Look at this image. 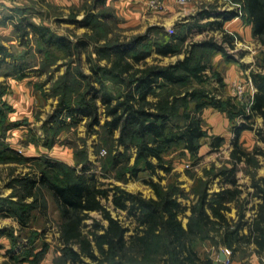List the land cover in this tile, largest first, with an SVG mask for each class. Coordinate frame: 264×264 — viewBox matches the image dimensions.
Masks as SVG:
<instances>
[{"label":"trees","instance_id":"1","mask_svg":"<svg viewBox=\"0 0 264 264\" xmlns=\"http://www.w3.org/2000/svg\"><path fill=\"white\" fill-rule=\"evenodd\" d=\"M97 1L99 6L105 2ZM241 3L245 9L244 15L253 24L255 38L264 44V0H242ZM29 10L20 5L6 6L3 10L0 27L11 23L18 42L31 50L17 54L14 46L8 45L0 32V73L23 79L31 76L32 72L44 73L45 61L73 53H78L81 60V54L87 52L90 63V72H85L81 63H77L78 59H73L58 80L65 92L55 112L44 123L47 133L44 137L38 132L31 133L37 139L30 142L43 140L41 144L51 147L61 129L70 125L69 119L73 122L86 119L88 131L95 132V127L100 126L114 143L107 155L99 157L102 160L101 174L95 171L97 163L90 158L87 146L76 152L75 164L46 155H24L8 140L10 130L23 123L10 117L14 108L3 99L9 92V86L6 81L0 82V163L31 162L36 168L14 178L11 185L21 188L23 192L19 194V199L0 196V215L18 220L24 230L30 225L32 211L41 206L38 200L43 190H47L60 210V264H224L211 255H200L196 244L201 239H210L232 249L241 242H252L262 253L264 175L258 178L254 175V193L242 197L244 190L233 177L235 166L224 167L221 174L225 175L231 186L212 193L207 181H200L201 187L193 191L195 197L190 204L180 199L186 193L177 185L164 189L153 179L147 180L157 195L148 198L142 192H132L120 184L104 180L114 172L118 179L127 182L131 178H138L142 171L154 174L159 169L170 170L164 154L173 147L180 146L197 158L201 140L207 134L198 112L208 105L224 111L231 122L234 116H245V121L234 127L237 139L232 151L233 160H245L256 167L259 165L256 153H262L263 149L257 147L253 152L246 151L240 146L238 138L241 132L255 129L264 141V124L255 128L254 123L250 122L256 116L264 118V71H251V79L257 90L249 109L213 96L205 89L196 88L185 93L162 92L164 88L186 85L192 81L206 82L212 75L224 85L221 73L214 70L210 59H205L206 53L222 52L227 58L235 59L227 49V43L234 47V36L225 31L224 23L239 12L225 10L206 24L200 20L210 17L211 11L200 13L194 18L197 19L195 23H190L189 30L193 32L195 27L200 31L218 28L224 32L223 40L212 36L191 41L184 58L163 65L150 63L147 59L153 52L162 57L181 53L182 43L186 42L189 32L171 33L155 24L144 34L98 45L87 37L72 39L50 25L36 22ZM106 20L117 23L118 16L110 12H89L82 19H72L80 26L89 28L84 36L89 34L90 29H101ZM33 45L36 46L35 50ZM94 51L99 59L110 60V64H99L93 57ZM29 52L33 56H42L43 64L41 62L37 67V63L28 60L26 56ZM110 80L118 88L109 86ZM116 88L119 89L117 92ZM151 95L154 97L151 98ZM191 101L195 102L193 110L190 109ZM103 116L105 121L102 123ZM224 141L225 136L214 135L210 146L220 149ZM133 154H136V159L132 164ZM250 195L258 196L261 201L256 205L255 212L247 217ZM28 196H33V201L29 202ZM232 203H236L238 209L237 220L228 215ZM110 207L127 212L128 219L134 223L132 233L129 234L130 226L114 216ZM187 210H190V214L185 226L180 215ZM94 211L99 212L100 216L92 215ZM88 219L92 221L88 222ZM215 233L220 234V239L216 238ZM3 236L11 239V245L4 253L10 259L24 263L34 255V262L38 264L43 257L44 249L35 251L34 244L20 242L21 233L16 234L14 228L0 227V238ZM30 239L34 242V239ZM4 247V244H0V251Z\"/></svg>","mask_w":264,"mask_h":264},{"label":"rangeland","instance_id":"2","mask_svg":"<svg viewBox=\"0 0 264 264\" xmlns=\"http://www.w3.org/2000/svg\"><path fill=\"white\" fill-rule=\"evenodd\" d=\"M163 1V0H162ZM183 8L188 9V15L179 18L173 23L157 24L163 26L166 30L172 32H179L187 35L186 42L182 43V52L173 56H158L156 52H153L148 57L150 63L169 64L177 61L180 58H184L187 53L188 44L191 41L201 40L205 38L216 37L220 41L223 40L224 32L218 28L206 30H198L197 27L193 28V32L189 30L190 23H195L194 18L203 11H211V13H222L225 10H237V15H244L245 9L242 6V0H213L212 2H203L198 4V8L193 10L191 7V1L181 2L178 0ZM3 7L20 5L30 8L32 18L39 23H45L50 25L59 33L69 35L72 39H79L80 37H87L92 39L91 41L102 45L106 41L112 40H127L135 35L144 34L147 32L151 25L136 24L134 26H127L126 20L123 18L119 10L113 4V0H105L102 6H99L97 0H2ZM164 3V1H163ZM97 4V5H95ZM165 7V4H164ZM89 12H110L118 16V21L113 22L106 20L101 29H90L89 34H85L88 31V27L80 26L78 23L73 22L74 17L78 19L84 18ZM116 13V14H115ZM214 18H202L201 23L206 24L208 21ZM222 19V18H220ZM248 21V19H245ZM225 24V23H224ZM155 25V24H154ZM225 29V27H224ZM225 31H227L225 29ZM191 32V33H190ZM234 47H231L227 43L228 52L235 56V59L227 58L222 52L206 53L205 59H210L213 64L214 70L221 73L224 78V85H221L217 77L212 75L206 82L192 81L186 85H177L170 88L162 89L163 93L175 92L185 93L192 89H205L210 92L211 95L217 96L225 101H231V103L238 105V107H245L249 109L252 102V96L256 92L255 87L251 79V71H264V44L259 39L254 44L251 41L244 40V36L239 34H233ZM35 43V41H34ZM14 46V45H13ZM33 50L36 46H32ZM17 54H23L27 49H30L27 45H22L16 39V44L13 48ZM31 50V49H30ZM29 55L26 58L34 63H37V67L42 62V56ZM78 53L71 55H65L64 57H54L50 61H45L46 69L44 73L32 72L33 80L30 82L29 88L34 94L35 105L34 109H29V112L22 114L23 123L21 127L11 130L8 134V140L12 145L19 149L24 155L28 156H41L46 155L50 157H56L69 164H75V154L81 150L84 146H87L90 158L97 163L95 171L101 174L102 160L100 156L107 155V151L113 146V139L107 137L103 129L100 126H96L95 132L88 131L87 120L82 119L78 122H73L69 119L68 126H65L57 135V141L53 145L44 146L39 143L30 142L32 139H37L35 136H31L34 132H38L43 137L47 133L44 129V123L55 112L58 106L61 96L64 94L65 89L59 83V78L67 71L69 65H71L73 59H78ZM94 59L99 61V64H110V60L107 58L99 59V55L94 51ZM78 59V64L81 63V67L85 72H90V63L88 61L87 52H83ZM43 64V62H42ZM240 67V68H237ZM243 69L246 75L235 77L233 72L235 69ZM246 78H245V77ZM244 77V78H243ZM250 79L254 88H249ZM250 84V85H251ZM108 85L111 87H117L111 80L108 81ZM118 88V87H117ZM115 89V92L119 89ZM154 97L153 95L150 96ZM101 105V101L99 100ZM195 102L191 101L190 109L193 110ZM103 109V107H101ZM100 109V110H101ZM208 109V110H206ZM240 109V108H236ZM211 111L208 113L207 111ZM224 112L212 105H208L203 110H200L198 114L203 119V126L206 129V136L201 140L202 146L199 151V156L193 157L188 152L182 150V147H173L164 154L166 165L170 167V170L159 169L158 173H151L149 171H142L138 178H131L127 182L122 179H118L115 175L110 174L104 180L107 182H114L120 184L132 192H142L145 197H156L154 189L151 187L147 180L153 179L160 183L162 188L167 189L171 185H177L183 189L186 193L185 196H181L180 199L183 203L190 204L195 197L194 190L201 187V182L207 181L209 185V191L215 192L221 190L223 187L231 186L227 181L225 175L221 174V170L224 167L235 166L233 177H235L238 183L243 188L244 192L242 197H246L249 193H254V187L252 186V177L255 175L257 178L264 175V141L259 137L255 129L245 130L241 132L238 142L240 146L246 151H255L256 148H262V153H256L259 161V165L256 167L247 163L245 160H239L234 162L232 151L235 149L236 133L234 127L243 121L245 116H234L231 126L223 131L225 141L220 149H212L210 144L213 140V136L217 135L220 131L217 119L214 113ZM238 113V112H237ZM212 115V116H211ZM105 121V117H102V123ZM183 121V120H182ZM254 123L255 128H259L264 124V118L256 116L250 120ZM33 129V130H32ZM32 133V134H31ZM118 134V133H117ZM29 141V143H26ZM136 154L132 155L131 163L133 164L136 159ZM234 163V164H233ZM33 163H17V162H1L0 163V196H13V198L19 199V194H23L21 188H15L13 180L17 176L28 173L35 166ZM202 179V180H201ZM201 181V182H200ZM200 182V183H199ZM12 184V185H11ZM15 185V184H14ZM16 185H20L16 183ZM21 186V185H20ZM39 192V191H38ZM33 196H28L29 202L33 201ZM250 202L247 204V217H250L254 212L256 205L261 199L253 195L249 196ZM41 204L40 207L35 208L32 211V219L30 225L24 230L21 229V225L18 220L13 217H4L0 215V227L1 228H14L16 234L21 233V241L25 244H34L36 249L43 250L44 254L38 264H60V257L62 254L61 241L59 239L60 232L59 220L60 210L57 207L53 197L47 190H43L42 196L38 200ZM232 209L228 212L229 217L238 219V209L236 203L231 204ZM113 215L124 220L131 230L129 234L133 232L134 223L127 217V212L123 210H115L112 207ZM190 214V210H187L185 214H181L183 224L186 226L188 222L187 215ZM94 216H100L99 212H92ZM128 219V220H127ZM92 219H88L91 222ZM246 232V229L244 230ZM216 238L220 239V234L215 233ZM29 238L34 239V242ZM47 243V245H46ZM0 244H4L5 247L0 251V264H36L34 261V255L30 256L27 262L21 263L10 259L9 255L4 254L7 247L11 245V239L7 236L0 238ZM23 247V245H21ZM196 249L201 256L211 255L217 261H222L224 264H233L234 258L248 259L252 254H257L264 259V251L258 252L255 243L241 242L237 248L232 249L221 243H215L210 239H201L196 244ZM224 251L228 257L225 261L220 259V253ZM24 255V254H23ZM26 255V254H25ZM23 257V256H22Z\"/></svg>","mask_w":264,"mask_h":264},{"label":"crops","instance_id":"3","mask_svg":"<svg viewBox=\"0 0 264 264\" xmlns=\"http://www.w3.org/2000/svg\"><path fill=\"white\" fill-rule=\"evenodd\" d=\"M114 5L117 10H119L123 18L127 21L126 25L134 26L136 24H145V25H154V24H166L173 23L179 18H182L188 15L187 10L183 8L182 4L178 0H163L165 7L161 11H157L152 9L149 6L150 0H113ZM213 0H192L191 5L192 9L195 10L198 8L199 3L203 2H212ZM3 2L0 0V17L3 15ZM218 13H211L210 17L206 18H214ZM247 19L246 15H235L230 19L225 21L224 27L225 29L233 34H239L240 36H244V40L251 41L253 44L258 42L257 38H255L253 34V24L251 21L245 20ZM0 32L4 38H6L8 45L16 44V36L14 33V26L11 23L3 25L0 27ZM240 68V67H237ZM235 77H242L246 75L244 70L235 69L233 72ZM245 77V76H244ZM243 77V78H244ZM247 77V76H246ZM245 77V78H246ZM33 76H28L23 79H20L16 76H8L6 77L4 74L0 73V82H7L9 86V92H7L3 99L13 106L14 111L10 113V117L12 120L21 121L23 118L22 114L25 112H29V109H34L35 98L34 94L29 88L30 82L32 83ZM249 83V88H254V85L251 84L250 79L247 81ZM251 84V85H250ZM208 110V109H206ZM211 113V111H207ZM216 116V121L219 125L220 131L217 135H222L223 131H226L229 126H231L230 118L225 112H217L214 113ZM212 116V115H211ZM19 125L17 127H21ZM12 128L13 129H16ZM10 130V132H11ZM9 132V133H10ZM223 136V135H222ZM11 143V141H10ZM12 144V143H11ZM13 146V145H12ZM56 158V157H55ZM233 264H264V259L261 258L257 254H252L248 259H240L234 258Z\"/></svg>","mask_w":264,"mask_h":264},{"label":"built area","instance_id":"4","mask_svg":"<svg viewBox=\"0 0 264 264\" xmlns=\"http://www.w3.org/2000/svg\"><path fill=\"white\" fill-rule=\"evenodd\" d=\"M181 2H186L187 0H180ZM149 6L157 11H161L164 8V3L162 0H150Z\"/></svg>","mask_w":264,"mask_h":264},{"label":"water","instance_id":"5","mask_svg":"<svg viewBox=\"0 0 264 264\" xmlns=\"http://www.w3.org/2000/svg\"><path fill=\"white\" fill-rule=\"evenodd\" d=\"M227 257H228V255H227L226 252L222 251V252L220 253V259H221V260L225 261V260L227 259Z\"/></svg>","mask_w":264,"mask_h":264}]
</instances>
